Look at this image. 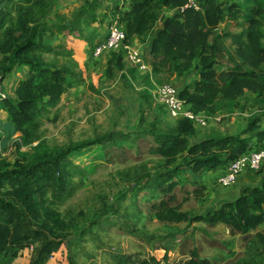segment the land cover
Segmentation results:
<instances>
[{"label": "rangeland", "instance_id": "rangeland-1", "mask_svg": "<svg viewBox=\"0 0 264 264\" xmlns=\"http://www.w3.org/2000/svg\"><path fill=\"white\" fill-rule=\"evenodd\" d=\"M31 1L13 0L5 6L9 14L0 26V42L8 20L17 14L16 6H29ZM220 1L244 4L242 0ZM128 3L51 0L43 13L33 7L36 20L30 25L36 26V38L51 47L42 50L44 59L53 67L66 68L72 84L56 102L48 101V97L38 102V128L32 136L26 138L16 130L3 102L5 98L16 99V85L27 76L28 68L16 65L0 79V167L11 169L17 163L27 167L70 149L59 157L69 173V193L57 198L51 185L31 190L30 202L38 214L35 219L30 214L33 225L59 241L41 264H124L123 259L127 264L142 260L186 264L191 258L206 259L208 264H264V244L256 235L264 236V223L244 235L232 232L223 223L211 225L204 220L207 211L238 196L235 188L240 176L245 174L254 181L264 165L255 172L242 173L229 187L220 186L215 173H180L175 177L180 186L176 187L177 199L185 196L184 188L192 190L200 182H207L203 196L196 197L190 191L179 209L187 215L184 221L162 222L155 217L151 204L160 197L147 184L183 163L181 154L167 164L164 157L151 151L156 146L155 136L173 132L178 120L167 113L155 90L162 83L178 89L191 84L199 78V63L195 59L191 68L179 76L152 68L150 41L163 19L175 15L170 7L162 8L160 18L145 36L129 39L142 47L150 73L138 71L121 54L106 52L95 57V43L105 37L110 23ZM244 5L253 9L264 45V0ZM214 30L237 34L242 28L225 20ZM234 41L233 37L225 39L231 52L236 46ZM1 57L0 53V61ZM230 57L236 55L232 52ZM229 64L225 54L215 67L222 70ZM259 98L246 90L237 98L238 107H231L224 99L197 110L207 124H193L195 135L189 142L231 134L248 137L255 145V133L264 130V101ZM253 119L258 120L257 126L249 130ZM106 138L111 139L109 143ZM7 185L2 189L11 188ZM38 246L35 242L12 257L0 254V264H32Z\"/></svg>", "mask_w": 264, "mask_h": 264}, {"label": "trees", "instance_id": "trees-1", "mask_svg": "<svg viewBox=\"0 0 264 264\" xmlns=\"http://www.w3.org/2000/svg\"><path fill=\"white\" fill-rule=\"evenodd\" d=\"M12 1L0 0V26L9 14L5 6ZM48 1L51 0H33L25 7L17 5V14L8 20V25L2 30L3 38L0 42V79L16 65L28 68L27 76L16 85V99H3L16 130L26 138L32 136L33 131L38 128V102L44 97H48V101L52 103L56 102L72 84L66 68L53 67L46 62L42 50L49 51L51 47L36 38V26L30 25L36 20L34 8L41 9L43 13ZM242 1L250 4L257 0ZM185 2L186 0H129L127 7L120 10L117 17L125 32L126 41H130L133 36H145L160 18L162 8L176 9ZM198 3L199 10L186 9L183 13H175L174 16L163 19L161 28L150 41L152 68H162L169 75L179 76L191 68L195 59L198 60L199 78L179 89V96L196 113L197 110L213 106L224 99L228 100L231 107H238L237 98L246 90L257 93L258 98L262 96L259 99L264 101L263 33L254 20L253 9L240 2L198 0ZM225 20L242 28V31L237 34L215 32L217 25ZM228 37L235 40L236 46L232 50L236 55L234 58L230 57L232 52L225 44ZM225 54L229 56V66L222 70L216 69L219 57ZM256 122L258 120L253 119L248 129H255ZM194 135L193 122L179 118L173 132L155 136L156 146L151 151L164 157L167 164L175 162L179 154L183 157L182 164L165 170L147 184L159 193L160 198L151 204L159 221L175 223L186 220V213L179 211L183 201L190 191L196 197L204 194L206 185L200 182L199 187L192 190L184 188L185 196L177 199L176 187L179 183L175 177L180 173L187 170L192 173L210 171L219 165L226 167L241 154L264 147V130L255 133V145H252L248 137L231 134L207 136L190 143V137ZM110 140L106 138L105 142L109 143ZM68 151L70 149L49 159H38L27 167L20 163L11 169L0 167L1 255H19L25 248L39 242L32 264H41L58 247L59 241L50 239L46 230L33 225L30 214L33 219L38 214L32 207L30 194L33 188L48 185L53 187L57 198L69 193V173L59 158ZM8 183L11 188L2 189ZM204 220L211 225L223 223L232 232L250 235L252 230L264 223V179L258 185L244 186L235 199L207 211ZM256 235L264 244V236L259 233ZM123 263L127 264V259H123ZM138 264L151 262L142 260ZM186 264H208V261L191 258Z\"/></svg>", "mask_w": 264, "mask_h": 264}, {"label": "built area", "instance_id": "built-area-1", "mask_svg": "<svg viewBox=\"0 0 264 264\" xmlns=\"http://www.w3.org/2000/svg\"><path fill=\"white\" fill-rule=\"evenodd\" d=\"M186 9L199 10L198 0H186L175 11L176 13H183ZM106 52L119 53L138 71L150 73V67L146 62L142 47L131 41H126L125 32L118 19L110 23L105 37L95 43L92 53L95 57H100ZM155 95L173 119L185 118L202 127L207 124L206 118L202 114L194 112L190 104L179 96V89L176 86L170 83H162L156 87ZM262 165H264V147L250 150L229 162L225 170L217 177V183L222 187L232 186L239 175L244 172H255Z\"/></svg>", "mask_w": 264, "mask_h": 264}, {"label": "crops", "instance_id": "crops-1", "mask_svg": "<svg viewBox=\"0 0 264 264\" xmlns=\"http://www.w3.org/2000/svg\"><path fill=\"white\" fill-rule=\"evenodd\" d=\"M224 170H225V167L224 166H220V167H217V168H215L213 170H210L208 172L210 174H213V173H215L216 175L218 174V176H219ZM263 179H264V167L262 169V172L259 173L258 177L255 178L254 181H253V179L251 177L249 178V177H247V175L244 174V175H242V176L239 177V180H238V183H237L238 189L235 188V192L237 194H239V191H240V189L242 187H244V186H250V185H258L261 182V180H263ZM205 183H206V185L208 187L207 182H205ZM235 196L234 197H230V198L231 199H234Z\"/></svg>", "mask_w": 264, "mask_h": 264}]
</instances>
